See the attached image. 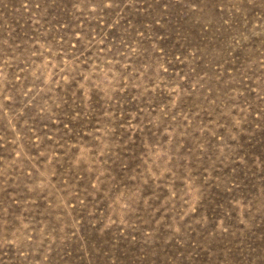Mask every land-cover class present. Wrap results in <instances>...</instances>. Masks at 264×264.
Returning <instances> with one entry per match:
<instances>
[{
  "label": "rangeland",
  "instance_id": "rangeland-1",
  "mask_svg": "<svg viewBox=\"0 0 264 264\" xmlns=\"http://www.w3.org/2000/svg\"><path fill=\"white\" fill-rule=\"evenodd\" d=\"M0 264H264V0H0Z\"/></svg>",
  "mask_w": 264,
  "mask_h": 264
}]
</instances>
